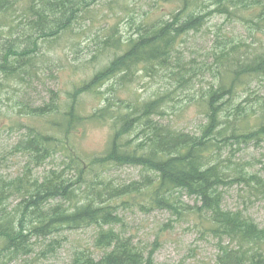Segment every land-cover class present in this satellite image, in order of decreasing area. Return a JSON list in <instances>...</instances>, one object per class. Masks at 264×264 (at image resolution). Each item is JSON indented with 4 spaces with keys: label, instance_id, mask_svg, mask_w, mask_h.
Masks as SVG:
<instances>
[{
    "label": "trees",
    "instance_id": "obj_1",
    "mask_svg": "<svg viewBox=\"0 0 264 264\" xmlns=\"http://www.w3.org/2000/svg\"><path fill=\"white\" fill-rule=\"evenodd\" d=\"M95 1L26 0L23 22L10 27L8 37H0L4 39L0 101L12 80L22 83L38 76L33 69L42 64L40 42L71 31ZM172 1L177 8L168 18L151 23L142 19L134 26V36L125 41L110 28L93 54L96 61L100 56L106 60L83 88L67 92L64 99L51 90L49 101L41 106L16 107L19 115L36 119L38 125L26 127L11 153H23L35 168L59 155L62 167L41 178L33 177L28 167L20 177H0V264L31 256L46 240L50 241L46 248L54 252L60 246L56 235L91 227L98 229L93 248L100 255L76 250L70 264H156L154 249L139 248L116 229L122 221L119 210L137 204L146 210L179 213L176 194L194 198L207 230L228 240V245L220 246L216 264H264V226L223 208L227 185L255 183L264 188L260 177L243 167L230 168L231 160L223 158L233 144L264 140V99L251 91L255 81L264 80V46L217 30L203 61L190 56L194 51L186 56L189 39L214 16L241 21L249 35L263 30L264 0ZM14 7L10 0H0L3 19ZM140 67L154 81H161L162 88L146 100L117 106L112 86L101 109L82 115L79 93L112 80L133 81ZM206 77V87L190 90ZM178 91L203 117L198 134L159 121L167 114L168 103L177 101ZM241 91H246L244 98L238 96ZM87 121H109L112 133L105 151L85 160L72 148L71 138ZM125 166L140 169V179L115 185L107 172ZM144 197L145 203H139ZM14 199L18 202L12 207Z\"/></svg>",
    "mask_w": 264,
    "mask_h": 264
},
{
    "label": "rangeland",
    "instance_id": "obj_2",
    "mask_svg": "<svg viewBox=\"0 0 264 264\" xmlns=\"http://www.w3.org/2000/svg\"><path fill=\"white\" fill-rule=\"evenodd\" d=\"M10 2L14 3L15 9H11L10 16H4L5 19L0 14V37H8L9 28L20 25L24 20L26 0ZM176 8L177 5L172 0H97L89 8V13L80 19L71 31L61 34L55 40L40 42L42 64L33 69L34 73L39 71L38 76L34 75L32 79L22 83L12 80L8 92L4 91L1 95L0 177L5 180L20 177L28 167L33 177L41 178L50 170L62 167L59 155L47 159L41 167L35 168L28 164L29 160L23 153H11L18 141L24 138L26 127L38 125L36 119L19 115L16 108L18 105L24 103L32 107L41 106L49 101L51 90L58 92L61 99H64L67 92L81 89L106 60L100 56L96 61L93 54L101 47L99 42L110 28L116 30V37L125 41L134 36L136 33L134 26L142 19L148 23L166 19ZM217 30L236 40L243 39L248 44L264 46V29L249 35V29L241 21L214 16L201 31L189 39L186 56L203 61L213 40L212 32ZM17 34L20 35L19 31ZM2 41L4 39L0 38V47ZM193 51L196 53L191 55ZM106 55L110 56L111 53ZM98 61L100 65L96 66ZM206 80L209 81L207 77L201 83L196 81L190 90H198L200 86L206 87ZM162 84L159 80L154 81L140 67L133 81L115 84V80H112L103 87L79 93L80 111L83 116H90L101 109L103 107L101 101L109 96L107 90L111 89L112 85L114 93L112 96L115 97L113 101L117 106H122L124 102L148 99L162 88ZM251 91L263 100L264 80L255 81L251 85ZM245 95L246 91H241L238 96L244 98ZM185 96L181 91L175 93L177 101L169 102L167 114L163 119L157 120L162 124H171L178 131L198 134L204 123L203 117L199 109L190 104ZM111 133L109 121H87L72 136V148L85 160L98 156L107 148ZM223 158L231 160L230 168L243 167L264 181V140L240 146L233 144L223 152ZM140 174V169L125 166L110 170L107 177L115 185H126L139 180ZM143 200H147V197L139 200V203H145ZM175 200L179 213L159 209L146 210L137 204L122 207L119 210L122 221L116 229L131 237L139 248L148 251L154 249L156 264H216L219 248L228 245V240L220 239L207 230V224L196 213L197 202L194 198L186 194H176ZM17 202L16 199L11 201L12 207ZM223 208L241 212L263 227L264 188L258 187L255 183H252L251 187L244 183L227 185L224 188ZM190 209H194L193 213ZM97 232L98 229L95 227L78 231L65 230L54 237L60 242V246L54 252L46 248L50 243L46 240L39 243L36 252L31 256L9 264H70L74 251L87 249L99 256L100 253L93 248Z\"/></svg>",
    "mask_w": 264,
    "mask_h": 264
},
{
    "label": "bare ground",
    "instance_id": "obj_3",
    "mask_svg": "<svg viewBox=\"0 0 264 264\" xmlns=\"http://www.w3.org/2000/svg\"><path fill=\"white\" fill-rule=\"evenodd\" d=\"M19 39V38H18ZM21 40V39H20ZM19 45V44H18ZM17 47V46H16ZM22 47V46H21ZM18 48V47H17ZM23 48V47H22ZM113 86V85H112ZM182 88V87H181ZM57 108V107H56ZM239 146H240V144H239ZM218 159V158H217ZM230 165V164H229ZM223 185V184H222ZM224 186V185H223ZM220 191V190H219ZM57 202V201H56ZM178 205V204H177ZM180 206H181V204H180ZM177 207V206H176ZM187 210V209H186ZM178 213V212H177ZM120 223V222H119ZM121 224V223H120ZM113 248V247H112ZM124 252V251H123ZM92 257V256H91ZM125 260V259H124ZM119 262V261H118Z\"/></svg>",
    "mask_w": 264,
    "mask_h": 264
}]
</instances>
